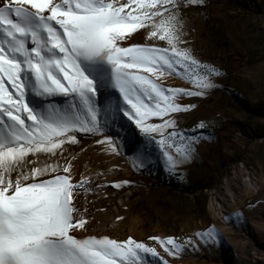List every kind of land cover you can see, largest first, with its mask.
I'll use <instances>...</instances> for the list:
<instances>
[{
  "label": "snow or ice",
  "instance_id": "obj_1",
  "mask_svg": "<svg viewBox=\"0 0 264 264\" xmlns=\"http://www.w3.org/2000/svg\"><path fill=\"white\" fill-rule=\"evenodd\" d=\"M180 7L178 0L0 2V264H147L149 255L168 264L155 247L131 237L121 241L85 235L90 228L78 197L88 182H74L71 163L37 166L27 157L55 155L65 140L75 142L77 132H102L104 109L96 81L83 67L88 63L101 74L105 64L113 69L111 86L121 95V111L143 125L149 138L161 137L158 144L170 168L187 160L198 137L169 132L176 127L170 116L194 108L177 98L203 95L202 90L214 87L211 76L220 73L180 47L185 43ZM139 29L151 45L123 43L133 40ZM156 41L167 46H155ZM166 76L181 77L195 90L165 87L161 78ZM29 93L49 102L46 114L30 107ZM55 97L63 98V104ZM153 117L162 123L149 122ZM178 136L186 139L176 150L180 160L168 152L169 142ZM198 235L207 242L220 234L210 230ZM151 239L169 255L184 249L172 237ZM187 243L193 244L192 239Z\"/></svg>",
  "mask_w": 264,
  "mask_h": 264
},
{
  "label": "rangeland",
  "instance_id": "obj_2",
  "mask_svg": "<svg viewBox=\"0 0 264 264\" xmlns=\"http://www.w3.org/2000/svg\"><path fill=\"white\" fill-rule=\"evenodd\" d=\"M178 2L185 41L180 47L189 48L202 64L220 73L211 76L214 87L202 90L203 95L177 98L178 103L194 108L170 116L176 127L169 132L198 137L191 156L170 168L165 149L158 144L161 137L153 134L149 138L141 130L143 125L121 111V95L111 86L113 69L105 64L101 74L96 66L85 63L104 109L99 117L102 132L92 137L77 132L75 142L65 140L55 155L29 154L27 159L35 160L37 166L59 164L63 168L71 163L74 182L90 180L86 189L104 198L109 225L90 228L85 235L121 241L131 237L155 247L168 264H264V117L253 116L254 111L264 116V0ZM143 33L139 29L132 33L133 40L123 43L151 45ZM155 46L167 45L156 41ZM161 79L165 87L195 90L178 76ZM26 99L30 107L46 114L48 101L31 93ZM55 100L61 105L64 102L61 97ZM81 115H87L83 108ZM149 122L162 123L155 117ZM169 143L168 152L182 159L176 150L186 139L178 136ZM253 174L257 179L251 182L248 177ZM226 180L234 183L233 192L240 197L237 205L218 217L211 206L214 201L226 203ZM117 183L121 187H115ZM193 190L199 192L188 193ZM100 221L95 217L96 224ZM210 230L219 237L207 242L200 239L199 233ZM151 237L175 238L184 249L169 255ZM189 238L193 244L187 243ZM146 261L159 264L150 255Z\"/></svg>",
  "mask_w": 264,
  "mask_h": 264
},
{
  "label": "bare ground",
  "instance_id": "obj_3",
  "mask_svg": "<svg viewBox=\"0 0 264 264\" xmlns=\"http://www.w3.org/2000/svg\"><path fill=\"white\" fill-rule=\"evenodd\" d=\"M256 175H250L248 177V180H256ZM246 180V182H248ZM88 183H90V180H88ZM87 183V186H88ZM233 185L234 183L232 181L226 180L223 185V191H226V203L225 202H218L214 201L212 203L211 209L217 214L218 217H222L226 210L231 207L237 205L239 201L240 195L233 192ZM102 193V192H100ZM79 207L80 211L85 215L86 219L88 220V227L89 228H95L97 227L98 229H105L109 224L107 222L108 218V212L103 209V204H104V198L99 197L98 194L95 192L91 193V191L84 190V192L79 194ZM98 218L99 220L102 221L101 224H96L94 222V219ZM100 221V222H101Z\"/></svg>",
  "mask_w": 264,
  "mask_h": 264
},
{
  "label": "trees",
  "instance_id": "obj_4",
  "mask_svg": "<svg viewBox=\"0 0 264 264\" xmlns=\"http://www.w3.org/2000/svg\"><path fill=\"white\" fill-rule=\"evenodd\" d=\"M253 116L254 117H264L262 114H259L257 113L256 111L253 112ZM95 134H92V133H87L85 134L86 137H92L94 136ZM199 191L197 190H193V191H189L188 193H190L191 195H196Z\"/></svg>",
  "mask_w": 264,
  "mask_h": 264
}]
</instances>
